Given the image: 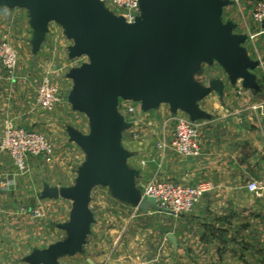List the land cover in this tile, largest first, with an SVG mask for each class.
Segmentation results:
<instances>
[{"label": "water", "instance_id": "water-1", "mask_svg": "<svg viewBox=\"0 0 264 264\" xmlns=\"http://www.w3.org/2000/svg\"><path fill=\"white\" fill-rule=\"evenodd\" d=\"M230 0H140L141 15L132 24L109 10L101 0H0L5 9H26L34 29L32 52L37 55L55 23L64 29L70 58L88 57L89 63L72 69L69 96L73 110L89 119L90 134L69 127L70 140L85 153L73 187L45 183L41 200L64 199L73 203L70 220L59 228L63 241L25 258L29 264H61L64 257L83 253L95 223L91 196L98 187L138 211L148 213L156 201L144 198L137 188L140 173L129 167L131 153L122 144L133 128L119 110L121 101L140 104L148 113L168 105L173 116L187 115L192 122L211 120L200 103L213 93L223 100L225 82L203 86L195 77L204 64H219L234 86L262 91L254 72L260 62L250 58L247 35L224 23ZM168 240L178 249L177 238Z\"/></svg>", "mask_w": 264, "mask_h": 264}, {"label": "rangeland", "instance_id": "rangeland-1", "mask_svg": "<svg viewBox=\"0 0 264 264\" xmlns=\"http://www.w3.org/2000/svg\"><path fill=\"white\" fill-rule=\"evenodd\" d=\"M230 1L232 5L224 9L223 22L233 23L236 34L249 36L254 33L252 28L257 26L251 14L254 5L260 0L252 4L246 0ZM108 9L118 15L110 6ZM2 17L0 41L9 42L15 49L18 66L13 77L8 79L0 64V145L4 125L12 122L19 128L41 133L52 147L50 153L30 158L24 169L0 150L1 263L29 264L24 261L26 257L67 238V233L59 226L69 222L73 203L64 199L41 200L40 197L45 183L58 188L75 186L78 170L86 162L85 153L70 140L68 128L89 135V119L73 110L69 96L74 83L67 75L72 69L89 63V58H70L69 48L74 46V42L68 40L64 29L55 23L50 25L40 52L34 55L31 45L34 29L28 11L5 9L0 13ZM247 42L245 47L249 44ZM46 76L59 87L60 102L50 112L43 110L36 102L38 87ZM221 76L232 86L225 71L217 63L204 64L195 79L203 86H209L212 80ZM220 106L221 99L217 93L200 103V108L212 118L218 116ZM170 117L169 106L162 105L141 116L156 124H134V128L123 135L122 144L131 153L129 167L141 176L136 182L140 192L153 178L180 185H194L189 181L186 170L189 160L201 156L187 158L176 154L170 147L165 150L158 148L159 144L168 146L172 141L175 122ZM25 207L41 211L42 216L35 218L31 214H24L22 209ZM90 208L95 223L83 253L64 257L60 260L61 264H131V257L149 256L156 244L151 240L141 242L134 239V235L156 232L165 235L172 231L173 217L188 216L194 211L178 217L157 210L144 213L121 203L109 188L102 186L93 190ZM18 218L21 220L19 225L8 221ZM141 243L147 244L149 248L142 250Z\"/></svg>", "mask_w": 264, "mask_h": 264}, {"label": "crops", "instance_id": "crops-1", "mask_svg": "<svg viewBox=\"0 0 264 264\" xmlns=\"http://www.w3.org/2000/svg\"><path fill=\"white\" fill-rule=\"evenodd\" d=\"M247 43L250 58L261 64L254 74L262 91L244 90L241 82L229 86L218 77L225 82L220 112L198 122L202 155L189 160L186 170L194 185L211 182L212 192L190 215L173 217L171 232L134 235L156 244L149 256L131 257V264H264V200L245 183L248 176L264 180V33ZM8 221L21 223L19 218ZM169 234L177 238V250Z\"/></svg>", "mask_w": 264, "mask_h": 264}, {"label": "built area", "instance_id": "built-area-1", "mask_svg": "<svg viewBox=\"0 0 264 264\" xmlns=\"http://www.w3.org/2000/svg\"><path fill=\"white\" fill-rule=\"evenodd\" d=\"M108 8L118 12L119 16L132 24L141 15L140 0H101ZM252 20L260 28L259 32L249 34L248 41L254 40L258 35L264 33V0L258 1L252 11ZM0 64L11 79L18 66V55L15 49L5 40L0 41ZM37 105L45 111H53L59 104V87L48 76L44 77L37 90ZM119 105L121 114L127 122L133 124H156L153 120L146 121L141 116L140 106L135 103L122 101ZM170 115V114H169ZM170 120L175 122V129L172 141L168 146L159 144L160 150L170 147L176 154L187 157H199L202 155L200 124L192 122L190 118L178 113L171 114ZM132 130V129H131ZM130 131V130H129ZM138 135L135 134V138ZM51 145L48 139L39 132L19 128L12 122L4 125L3 137L0 150L7 153L15 164L24 169L30 158H37L51 152ZM246 188L250 193L257 195L264 200V180H254L248 176L245 178ZM213 186L211 182L204 181L195 185H180L171 181H161L156 178L150 179L144 187L142 195L144 198L156 201V208L159 212H165L174 216H182L191 213L197 204L210 192ZM24 214H31L35 218L42 216L41 211L33 208H23Z\"/></svg>", "mask_w": 264, "mask_h": 264}]
</instances>
